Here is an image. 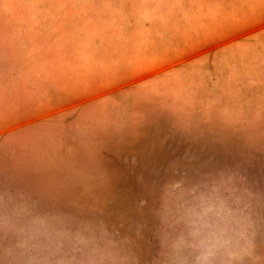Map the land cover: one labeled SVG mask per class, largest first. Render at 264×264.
Segmentation results:
<instances>
[{
    "label": "rangeland",
    "instance_id": "1",
    "mask_svg": "<svg viewBox=\"0 0 264 264\" xmlns=\"http://www.w3.org/2000/svg\"><path fill=\"white\" fill-rule=\"evenodd\" d=\"M0 264H264V0H0Z\"/></svg>",
    "mask_w": 264,
    "mask_h": 264
}]
</instances>
